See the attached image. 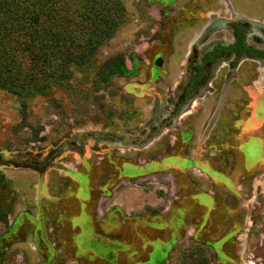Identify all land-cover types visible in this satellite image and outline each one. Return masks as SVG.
<instances>
[{
    "label": "rangeland",
    "instance_id": "1",
    "mask_svg": "<svg viewBox=\"0 0 264 264\" xmlns=\"http://www.w3.org/2000/svg\"><path fill=\"white\" fill-rule=\"evenodd\" d=\"M12 1L26 28L36 7L33 27L48 23L51 5L74 53L99 44L82 62L54 54L70 77L34 96L0 88V264H264L257 63L227 82L222 67L214 92L168 107L210 12L226 19L231 5L264 21V0ZM3 22L0 0V32ZM31 49L37 57L22 50L15 61L32 64L41 50ZM157 105L165 113L147 126Z\"/></svg>",
    "mask_w": 264,
    "mask_h": 264
},
{
    "label": "flooded vegetation",
    "instance_id": "2",
    "mask_svg": "<svg viewBox=\"0 0 264 264\" xmlns=\"http://www.w3.org/2000/svg\"><path fill=\"white\" fill-rule=\"evenodd\" d=\"M225 11L229 13V18L238 22L229 25L227 23L231 19H225L221 15V11L210 12L211 24L199 34L192 44V52L196 50L198 57L193 58L191 53L187 62V71L181 81V88L178 93L175 91L174 97L169 99V108L175 107L177 100L179 105L180 101L183 100L180 105L183 112L207 91L214 92L212 81L217 77V73L222 67H227L225 72L227 82V80H233L238 76L237 71L245 61L257 63L255 66L257 78L260 84L264 85V21H257L234 12L231 5H227ZM221 29L229 32L228 39L223 35L214 36ZM160 111L165 113L164 109L158 108L155 121L161 117ZM122 137H125L126 140L129 138L127 135ZM81 140L85 141L84 139ZM74 143L72 141V144ZM81 150L84 151V147L79 149V151Z\"/></svg>",
    "mask_w": 264,
    "mask_h": 264
},
{
    "label": "trees",
    "instance_id": "3",
    "mask_svg": "<svg viewBox=\"0 0 264 264\" xmlns=\"http://www.w3.org/2000/svg\"><path fill=\"white\" fill-rule=\"evenodd\" d=\"M19 6L21 7L20 3L5 0V22L1 23V29L3 31L0 32V56L5 57V61L0 63V88L17 95L30 97L42 92L53 79L66 80L70 77L69 72L57 73L56 68H54L51 62L54 54L59 57V60L63 58L67 63L69 61L82 62L84 59L92 56L99 41L92 44L88 50L82 49L79 53H74L62 43L66 35L67 27L65 28V32H57L54 28L55 22L52 19L51 5H43L47 8L45 10L49 18L47 19L48 23L42 24L41 28L33 27V24L40 23L41 13L39 8L38 11L37 7L35 9L33 8L30 14V28H26L25 22L21 18L25 13V8L21 11ZM90 10H94L95 13L97 12V9L93 7ZM63 16L61 14L59 17L62 19ZM88 17L89 15L86 13V18ZM94 20L96 22L100 18L96 16ZM106 22L110 25L108 20ZM29 41L30 44L26 46V43ZM32 45L38 46V49L41 50L38 59L30 65L18 64L15 58L22 50H29V54L31 52L33 57H37L34 54L35 51L31 49ZM118 60L108 63L105 69L106 74H109V71L113 70L115 64L123 62L122 58H118Z\"/></svg>",
    "mask_w": 264,
    "mask_h": 264
},
{
    "label": "water",
    "instance_id": "4",
    "mask_svg": "<svg viewBox=\"0 0 264 264\" xmlns=\"http://www.w3.org/2000/svg\"><path fill=\"white\" fill-rule=\"evenodd\" d=\"M181 88V83L178 85V87H177V89H176V93H178V91H179V89ZM155 111H154V113H153V117H152V119L148 122V125H150L151 123H154L155 122V120H156V118H157V115H158V105L155 107ZM127 133H129V131L128 130H125V131H123L122 133H119L120 135L122 134V135H127ZM81 153H83V150H81ZM27 156H29V157H31V158H34L33 156H32V154L30 153V152H28L26 155H20V157L19 158H25V157H27Z\"/></svg>",
    "mask_w": 264,
    "mask_h": 264
}]
</instances>
